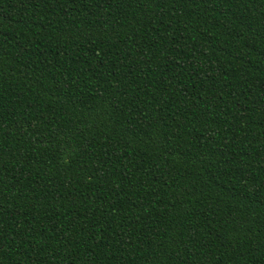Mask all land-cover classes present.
Wrapping results in <instances>:
<instances>
[{
    "label": "trees",
    "instance_id": "trees-1",
    "mask_svg": "<svg viewBox=\"0 0 264 264\" xmlns=\"http://www.w3.org/2000/svg\"><path fill=\"white\" fill-rule=\"evenodd\" d=\"M0 264H264V0H0Z\"/></svg>",
    "mask_w": 264,
    "mask_h": 264
}]
</instances>
